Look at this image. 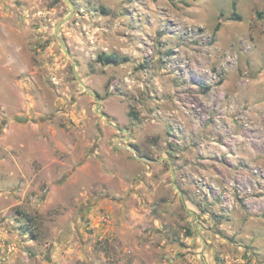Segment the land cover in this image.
Listing matches in <instances>:
<instances>
[{
	"label": "rangeland",
	"instance_id": "374dc122",
	"mask_svg": "<svg viewBox=\"0 0 264 264\" xmlns=\"http://www.w3.org/2000/svg\"><path fill=\"white\" fill-rule=\"evenodd\" d=\"M71 1L0 0V264H264V0Z\"/></svg>",
	"mask_w": 264,
	"mask_h": 264
},
{
	"label": "trees",
	"instance_id": "16d2710c",
	"mask_svg": "<svg viewBox=\"0 0 264 264\" xmlns=\"http://www.w3.org/2000/svg\"><path fill=\"white\" fill-rule=\"evenodd\" d=\"M101 60H106L107 62H117L118 61V56L114 54H101L100 55Z\"/></svg>",
	"mask_w": 264,
	"mask_h": 264
},
{
	"label": "water",
	"instance_id": "95a60500",
	"mask_svg": "<svg viewBox=\"0 0 264 264\" xmlns=\"http://www.w3.org/2000/svg\"><path fill=\"white\" fill-rule=\"evenodd\" d=\"M70 6H71V13L69 14L68 17H70L73 13H74V10H75V7H74V4L71 0H65Z\"/></svg>",
	"mask_w": 264,
	"mask_h": 264
}]
</instances>
